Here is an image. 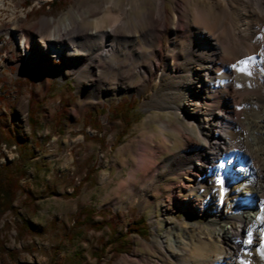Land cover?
<instances>
[{"label":"rangeland","instance_id":"rangeland-1","mask_svg":"<svg viewBox=\"0 0 264 264\" xmlns=\"http://www.w3.org/2000/svg\"><path fill=\"white\" fill-rule=\"evenodd\" d=\"M156 1L59 0L50 4V0H0V126L8 127L25 143L26 154V159L19 162L25 176L19 181L20 189L11 204L15 212L6 210L0 218V264H179L174 258L178 252L174 243L178 238L187 242L210 240L205 254L213 261L225 254L224 240L214 233L217 212L210 208L218 196L213 195V190L219 185L223 187L216 164H210L209 172L200 178L182 173L188 161L184 155L163 165L164 160L177 150L193 151V144L183 137L184 132L176 131L177 126L188 127L182 120V112H176L175 107H181L185 101L183 86L190 78L186 68L193 61L185 52V40L178 37L179 30H184L176 7L178 1L165 0L171 14L168 22L154 19L140 25L141 33L148 26L165 28L168 32L163 46H157L154 56H150L144 73L140 72L142 68L136 67L139 60L133 59V64L128 65L137 72L131 83L110 79L100 89L92 91L94 77L91 74L95 65L82 55L46 54L37 35L36 28L41 19L62 32L78 14L84 23L99 19L108 3L111 14L120 16L115 31L121 33L116 38L119 50L110 58L126 64V46H122L126 45V36H132L135 31L131 18L148 10L155 15ZM195 1L180 0L181 4H178L191 9ZM197 1L208 7L213 0ZM236 9L231 17L240 22ZM88 14L91 15L86 17ZM87 18L93 21L88 22ZM17 24L21 30L28 31V39H32L26 48L20 43L22 35L17 31ZM107 28L106 24L102 27L103 30ZM174 41L184 47L181 58H175L177 51L171 46ZM54 43L58 45L55 39ZM95 60L100 67L112 63L100 56ZM72 62L80 67L73 66ZM111 74L118 75L112 71ZM130 98L136 100V116L127 131L117 138L123 123L113 120L107 107ZM31 100L39 102L35 113L37 123L33 128L28 119ZM244 100L235 112L239 120L245 118L250 107ZM102 107V111L96 112ZM89 111L95 112L104 127L101 132L88 124ZM191 124L194 133L195 122ZM164 125L168 129L163 128ZM95 137H102L103 141H97ZM148 138L152 139L153 146L158 144L165 149L158 158L162 166L144 182L137 180L131 190L120 193L118 183L121 182V188L125 189L130 168L139 162L136 154L139 144ZM172 148L176 149L171 153ZM19 151L17 144H0V166L17 161ZM240 154L243 155L242 150ZM89 167L95 169V173L82 182L84 170ZM79 182L82 183L76 195L65 196ZM186 184L194 185V190L187 191ZM226 189L228 191H221L223 205L230 203L235 194L230 187ZM26 194L33 197L32 209L29 203H22ZM81 206L106 211L107 220L119 234L133 219L143 217L146 234L130 233L127 237L130 247L123 252L112 255L106 246L98 254L99 239L106 241L108 235L105 226L99 230L83 227L73 239L66 236L72 216ZM20 219L31 225L28 231L19 227ZM94 220L98 221L99 217L95 216ZM249 241L251 239L240 244L239 251L253 257V250L247 251V245L251 246ZM252 261L257 264L254 258Z\"/></svg>","mask_w":264,"mask_h":264},{"label":"bare ground","instance_id":"bare-ground-1","mask_svg":"<svg viewBox=\"0 0 264 264\" xmlns=\"http://www.w3.org/2000/svg\"><path fill=\"white\" fill-rule=\"evenodd\" d=\"M177 1L181 4L180 0ZM178 3L179 21L184 28L182 32L179 30L178 37L185 40V52L192 56L193 61L186 68L189 81L182 85L185 101L181 107H175L176 112H182V120L188 127L181 129L177 126L176 131L184 132L183 137L187 143L193 144V151L183 149L172 153L176 149L172 148L171 156L164 160L163 165L184 155L188 161L182 173L200 178L209 172L210 164H216L223 187L219 185L213 190V195L218 196L210 208L217 212L218 217L214 233L224 240L227 249L221 259L213 261L210 255L205 254L210 240L187 242L178 238L174 243L178 250L174 258L179 264H254L253 258L257 264H264V0H213L208 7L196 0L191 9ZM110 6L107 3L103 7V15L99 19H86L92 23H84L78 14L62 32L44 19L36 28L46 54H63L67 57L82 55L95 65V71L91 74L94 77L90 88L92 91L100 89L110 79L131 83L137 73L128 66L133 59L140 61L141 64L136 67L142 68L140 72L144 73L147 62L151 61L150 56H154L157 46H163L164 36L168 32L165 28L160 30L156 26H148L141 33L140 25L145 20L168 22L171 16L165 0H157L155 15L148 10L131 18L135 31L132 36H126V45L122 46H126V64L111 59L110 56L119 50L116 38L121 33L115 31L120 16L112 15ZM236 7L240 22L233 21L231 17ZM104 24L109 28L103 30ZM17 31L22 35L21 45L26 48L27 42L32 40L28 39L29 32L21 30L20 24H17ZM171 46L177 51L175 58H181L183 45L174 41ZM85 51L88 53L85 54ZM97 56L112 60L111 65L100 67L95 60ZM72 65L80 67L74 62ZM186 70L183 71L186 73ZM111 71L118 75H112ZM243 100L250 107L245 118L239 120L235 112ZM191 122H195L194 133ZM162 127L168 129L166 125ZM151 140L148 138L140 142L136 152L139 162L130 168L125 189L121 188V182L118 183L120 193L131 190L137 180L144 182L162 166L158 158L165 149L158 144L153 146ZM241 150L243 155L240 154ZM184 176L191 179L188 175ZM185 187L187 191L195 188L191 184ZM226 187H230L235 194L230 203L223 205L221 191H226ZM249 239L251 246L247 245V251L252 249L253 257L239 251L240 244H246Z\"/></svg>","mask_w":264,"mask_h":264},{"label":"trees","instance_id":"trees-1","mask_svg":"<svg viewBox=\"0 0 264 264\" xmlns=\"http://www.w3.org/2000/svg\"><path fill=\"white\" fill-rule=\"evenodd\" d=\"M58 1L59 0H50V4H54ZM25 3L28 4V1H25ZM135 103L136 100L134 98H130L128 100H120L114 105H109L107 107V111L111 114V118L113 120H119L123 123L122 131L117 135V138H120V135L127 131L132 121L134 120L136 116ZM38 104V101L31 100V105L28 110L29 126H31V128L35 127L37 123L35 113ZM103 109V107L97 109L96 112L99 113ZM94 113V111L88 112V124L97 132H101L104 127L100 124L99 119ZM95 138L97 141H103L102 137ZM3 142L8 144H17L20 147V151L18 152L19 157L17 161L8 162L0 166V218L6 210H14L11 204L16 197L17 190L20 189L19 181L25 176V170L19 162L20 160L26 159L25 143L5 125L0 126V144H2ZM94 173L95 169H93L92 167L86 168L84 170L82 182L87 180L88 177L93 175ZM81 183L79 182L77 185H74L72 191L68 194H65V196L69 197L76 195ZM22 203H29L28 206L32 209L34 206L32 205L33 197L30 194H26L24 199L22 200ZM95 216L99 217L98 221L94 220ZM107 217L108 214L106 211H96L94 208H91L89 206H81L73 214L72 225L66 232V236L70 239H73L76 234H79L78 232H80L81 228L83 227L99 230L105 226L108 229V235L106 241H103V239H99L100 244L96 253L99 254L103 252L105 247L107 246L109 252L112 255H115L123 252L125 249L127 250L130 247V241H127V237L130 233L135 232L138 234H146V221L143 217H137L133 219L122 234L118 233L113 224L107 220ZM19 227H21L22 229L25 228L28 231L31 225L27 221H22L20 219ZM76 228H79L78 231ZM11 253L12 252L10 251V254Z\"/></svg>","mask_w":264,"mask_h":264},{"label":"snow or ice","instance_id":"snow-or-ice-1","mask_svg":"<svg viewBox=\"0 0 264 264\" xmlns=\"http://www.w3.org/2000/svg\"><path fill=\"white\" fill-rule=\"evenodd\" d=\"M238 70H242V69H238ZM218 183H219V181H218Z\"/></svg>","mask_w":264,"mask_h":264}]
</instances>
